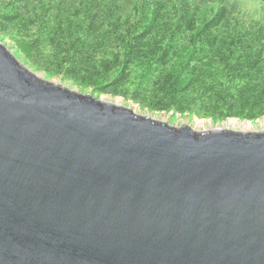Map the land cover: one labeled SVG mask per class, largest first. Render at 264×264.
<instances>
[{
    "label": "water",
    "instance_id": "95a60500",
    "mask_svg": "<svg viewBox=\"0 0 264 264\" xmlns=\"http://www.w3.org/2000/svg\"><path fill=\"white\" fill-rule=\"evenodd\" d=\"M0 264H264V132L170 127L0 43Z\"/></svg>",
    "mask_w": 264,
    "mask_h": 264
},
{
    "label": "trees",
    "instance_id": "16d2710c",
    "mask_svg": "<svg viewBox=\"0 0 264 264\" xmlns=\"http://www.w3.org/2000/svg\"><path fill=\"white\" fill-rule=\"evenodd\" d=\"M0 43L82 94L264 118V0H0Z\"/></svg>",
    "mask_w": 264,
    "mask_h": 264
},
{
    "label": "rangeland",
    "instance_id": "374dc122",
    "mask_svg": "<svg viewBox=\"0 0 264 264\" xmlns=\"http://www.w3.org/2000/svg\"><path fill=\"white\" fill-rule=\"evenodd\" d=\"M9 52L16 58V60L19 63L23 62L20 60L18 57L17 53L13 48L11 47L10 44L4 45ZM28 70L31 72L35 73L38 77L43 78L44 76L41 75L39 76L37 72H34V70L30 69L29 67L26 66ZM45 80L48 81H56L58 84H60L62 87H67L70 90H75V88L70 87L69 85H63L62 82L57 79V78H46L44 77ZM43 78V79H44ZM92 95V94H91ZM93 96V95H92ZM99 100H104V101H111V102H116L119 105H122L125 108H129L134 114L138 116H149L155 121L164 123L170 127L173 128H180L182 126L189 127L191 130L196 131V132H202L210 129H223V130H230L233 132H256L261 130L264 132V118L258 119L256 121H243V120H225V121H219V122H214V121H205V120H200L194 116L191 115H174L172 113H163V114H156V113H151L145 109H142L138 105L132 104L130 101H124L120 98H110L107 96H93Z\"/></svg>",
    "mask_w": 264,
    "mask_h": 264
},
{
    "label": "bare ground",
    "instance_id": "6f19581e",
    "mask_svg": "<svg viewBox=\"0 0 264 264\" xmlns=\"http://www.w3.org/2000/svg\"><path fill=\"white\" fill-rule=\"evenodd\" d=\"M122 106V105H121ZM211 130V129H210ZM210 130H206V131H210ZM221 130H223V129H221ZM227 130V129H226ZM206 131H202V132H206ZM264 131V130H263ZM244 132H246V131H244ZM249 132H252V131H249ZM256 132H262L261 130H259V131H256ZM201 133V132H200Z\"/></svg>",
    "mask_w": 264,
    "mask_h": 264
}]
</instances>
